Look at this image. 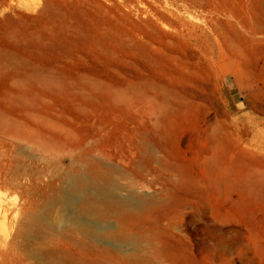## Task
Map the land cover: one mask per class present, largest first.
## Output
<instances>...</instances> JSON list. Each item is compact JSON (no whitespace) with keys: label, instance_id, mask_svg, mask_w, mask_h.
Here are the masks:
<instances>
[{"label":"rangeland","instance_id":"obj_1","mask_svg":"<svg viewBox=\"0 0 264 264\" xmlns=\"http://www.w3.org/2000/svg\"><path fill=\"white\" fill-rule=\"evenodd\" d=\"M0 264H264V0H0Z\"/></svg>","mask_w":264,"mask_h":264},{"label":"bare ground","instance_id":"obj_2","mask_svg":"<svg viewBox=\"0 0 264 264\" xmlns=\"http://www.w3.org/2000/svg\"><path fill=\"white\" fill-rule=\"evenodd\" d=\"M66 189L63 196L65 207L69 214L64 216L65 223H71L76 217V213L90 214L92 216L101 217V211L98 202L88 199L83 193L84 188L93 187L97 190L98 195L109 197V190L105 189L95 176H89L86 172L75 170L71 172L66 178ZM138 199L133 200L132 203H137ZM85 230L91 233H97L92 227L84 225ZM114 238V237H112Z\"/></svg>","mask_w":264,"mask_h":264}]
</instances>
